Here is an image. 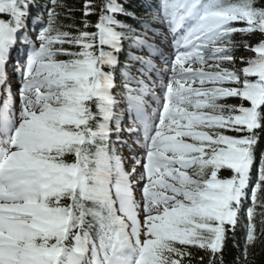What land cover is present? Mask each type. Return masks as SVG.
<instances>
[{
    "label": "snow or ice",
    "instance_id": "6c2138e0",
    "mask_svg": "<svg viewBox=\"0 0 264 264\" xmlns=\"http://www.w3.org/2000/svg\"><path fill=\"white\" fill-rule=\"evenodd\" d=\"M0 264H264V0H0Z\"/></svg>",
    "mask_w": 264,
    "mask_h": 264
},
{
    "label": "trees",
    "instance_id": "16d2710c",
    "mask_svg": "<svg viewBox=\"0 0 264 264\" xmlns=\"http://www.w3.org/2000/svg\"><path fill=\"white\" fill-rule=\"evenodd\" d=\"M84 0H70V4L75 6L76 11H79L80 5ZM238 55H246V53H238Z\"/></svg>",
    "mask_w": 264,
    "mask_h": 264
},
{
    "label": "rangeland",
    "instance_id": "374dc122",
    "mask_svg": "<svg viewBox=\"0 0 264 264\" xmlns=\"http://www.w3.org/2000/svg\"><path fill=\"white\" fill-rule=\"evenodd\" d=\"M167 51H170V49ZM130 143H131V141H130ZM133 146L135 147V145H133ZM125 155H129V153L127 151H125Z\"/></svg>",
    "mask_w": 264,
    "mask_h": 264
}]
</instances>
